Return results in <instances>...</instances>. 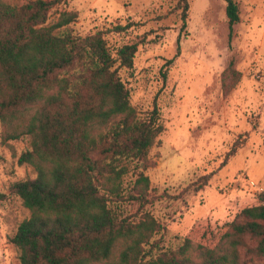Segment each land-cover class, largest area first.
Instances as JSON below:
<instances>
[{"label": "trees", "instance_id": "1", "mask_svg": "<svg viewBox=\"0 0 264 264\" xmlns=\"http://www.w3.org/2000/svg\"><path fill=\"white\" fill-rule=\"evenodd\" d=\"M67 1L0 0L1 140L27 138L18 162L35 172L8 185L29 211L9 236L16 264L264 261V189L258 203L242 208L212 246L187 236H176L175 245L158 238L166 227L146 206L162 195L150 194L144 169L164 126L156 100L148 108L135 107L120 75L132 69L137 45L111 47L102 29L79 33L78 12L58 10ZM224 1L230 38L240 21L239 5ZM177 5L185 27L188 0ZM129 26L116 24L113 31ZM240 77L230 59L221 73L223 97ZM236 149L234 144L228 155ZM130 173L133 179L125 184ZM209 175L176 198L199 191ZM127 204L134 210L126 211Z\"/></svg>", "mask_w": 264, "mask_h": 264}, {"label": "rangeland", "instance_id": "2", "mask_svg": "<svg viewBox=\"0 0 264 264\" xmlns=\"http://www.w3.org/2000/svg\"><path fill=\"white\" fill-rule=\"evenodd\" d=\"M236 1L240 21L230 38L224 0H188L185 27L177 0H68L58 6L78 12L79 33L102 29L111 47L137 45L132 69L120 75L135 107L148 108L155 99L160 109L164 129L144 173L150 194L162 195L146 210L166 227L158 238L167 245L187 236L212 246L264 189V0ZM116 24L130 26L115 32ZM230 59L241 77L223 97L221 73ZM234 144L236 152L228 155ZM27 147V138L3 142L0 135V264H16L9 236L29 214L8 191L10 182L35 176L18 162ZM207 174L199 191L176 198ZM132 179L128 174L125 184ZM125 210L134 208L127 204Z\"/></svg>", "mask_w": 264, "mask_h": 264}]
</instances>
